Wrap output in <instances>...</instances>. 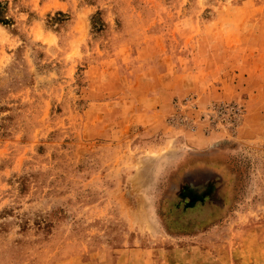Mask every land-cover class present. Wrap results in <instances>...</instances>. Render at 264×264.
I'll use <instances>...</instances> for the list:
<instances>
[{
	"label": "rangeland",
	"instance_id": "374dc122",
	"mask_svg": "<svg viewBox=\"0 0 264 264\" xmlns=\"http://www.w3.org/2000/svg\"><path fill=\"white\" fill-rule=\"evenodd\" d=\"M193 241L264 256V0H0V264Z\"/></svg>",
	"mask_w": 264,
	"mask_h": 264
},
{
	"label": "crops",
	"instance_id": "0c3cea01",
	"mask_svg": "<svg viewBox=\"0 0 264 264\" xmlns=\"http://www.w3.org/2000/svg\"><path fill=\"white\" fill-rule=\"evenodd\" d=\"M240 244L241 254L236 256L230 250L220 254L212 252L210 248L214 247V244L207 242L193 241L191 244H177L175 247L154 243L150 246H142L144 249L139 250V255L145 254L142 258L141 256L136 257L135 245L130 244L125 253H119L122 255L115 257L113 264H135L137 262L139 264H248L250 262L260 264L261 261H264V256L259 252L255 257V262L250 261L249 244L245 242ZM233 247L234 245H231V248ZM151 252H154L155 255H148Z\"/></svg>",
	"mask_w": 264,
	"mask_h": 264
}]
</instances>
